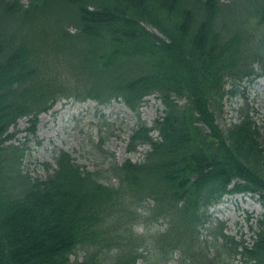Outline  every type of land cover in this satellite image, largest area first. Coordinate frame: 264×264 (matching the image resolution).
<instances>
[{
  "label": "trees",
  "instance_id": "1",
  "mask_svg": "<svg viewBox=\"0 0 264 264\" xmlns=\"http://www.w3.org/2000/svg\"><path fill=\"white\" fill-rule=\"evenodd\" d=\"M262 75L264 0H0V264H168L176 251L181 264H264V215L250 246L223 224L212 251L199 240L225 195L264 202L259 128L247 112L226 131L215 123L235 95L226 86ZM153 94L163 115L139 122L127 147L148 145L141 161L88 171L60 151L38 179L24 148L7 143L18 119L34 133L62 98L137 113ZM160 219L165 231L151 233Z\"/></svg>",
  "mask_w": 264,
  "mask_h": 264
},
{
  "label": "rangeland",
  "instance_id": "2",
  "mask_svg": "<svg viewBox=\"0 0 264 264\" xmlns=\"http://www.w3.org/2000/svg\"><path fill=\"white\" fill-rule=\"evenodd\" d=\"M28 0H21L26 4ZM150 32L157 31L146 26ZM70 32H75L71 27ZM68 72L67 68H58ZM229 86L230 83H229ZM235 90L234 96H227L222 103L221 112L215 115V122L224 131L230 124L238 122L240 115L248 112L260 128L264 140V77L254 84L246 82L226 87ZM57 108V109H55ZM162 114V106L156 97L145 99L138 113H133L123 104L112 102L108 106H99L92 101L83 103L72 100L58 101L48 112L38 118L35 134L27 133L29 118H21L9 133L15 137L8 144L24 148V170L32 178L44 179L54 168V158L60 151L69 153L79 166L88 171L105 168L111 158L121 164L127 159L140 161L149 150L148 146L138 148V153L127 151L131 131L139 122L151 126L153 120ZM154 136L156 134L154 133ZM103 140L100 143V140ZM212 221L208 225L214 232L223 224L224 233L236 242L250 245L257 227V220L264 214V204L250 198L247 194H231L222 198L220 203L211 208ZM163 226L153 224L150 232L162 230ZM142 227L135 228L140 232ZM206 233L202 232L204 236ZM200 236V241H210ZM82 252L70 257L81 260ZM178 258L180 256L178 255ZM136 264H144L138 261ZM170 264H177L172 261ZM234 264H240L238 260Z\"/></svg>",
  "mask_w": 264,
  "mask_h": 264
},
{
  "label": "bare ground",
  "instance_id": "3",
  "mask_svg": "<svg viewBox=\"0 0 264 264\" xmlns=\"http://www.w3.org/2000/svg\"><path fill=\"white\" fill-rule=\"evenodd\" d=\"M55 109H57V108H55Z\"/></svg>",
  "mask_w": 264,
  "mask_h": 264
}]
</instances>
